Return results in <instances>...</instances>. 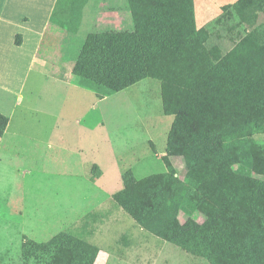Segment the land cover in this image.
I'll list each match as a JSON object with an SVG mask.
<instances>
[{
    "label": "trees",
    "instance_id": "obj_1",
    "mask_svg": "<svg viewBox=\"0 0 264 264\" xmlns=\"http://www.w3.org/2000/svg\"><path fill=\"white\" fill-rule=\"evenodd\" d=\"M103 2L119 20L91 26L73 68L77 82L104 97L160 80L164 113L175 116L163 157L168 170L141 179L126 171L116 203L211 264H264V146L255 139L264 134V22L257 23L264 0L224 6L216 25L226 35L197 26L195 0ZM69 8V0L57 1L49 29L79 31L81 9ZM49 35L42 46L52 50L59 35L46 44ZM6 124L0 114V136ZM175 157L185 161L183 179ZM97 253L70 232L46 242L27 237L22 246L23 264H94Z\"/></svg>",
    "mask_w": 264,
    "mask_h": 264
},
{
    "label": "crops",
    "instance_id": "obj_2",
    "mask_svg": "<svg viewBox=\"0 0 264 264\" xmlns=\"http://www.w3.org/2000/svg\"><path fill=\"white\" fill-rule=\"evenodd\" d=\"M57 1L0 0V114L7 119L4 133L0 136V183L2 178L7 175L8 168L14 169L17 174L27 173L38 176V178L41 174L44 176L55 174L56 170L48 171L42 164L30 169L26 166L18 167L8 163V156L14 154L32 160L33 163L42 160L46 151L41 146L38 147L36 143V141L42 140L36 137L38 134L42 135L41 131L49 130L52 126L56 128L61 121L64 122V125L74 121L75 133L69 134L68 143L73 139L76 143L82 144L88 137V130H96L99 126L105 125L102 105L111 95L100 97L93 90H91L92 92L73 91L75 87H84L77 82L73 73L75 62L67 61L61 52L54 57L60 42L65 41L64 30L59 31L51 27L49 29L50 19ZM108 13L112 14L113 12L105 14ZM47 30L50 31L48 36L50 40L59 35L58 47L56 46L52 50L42 46ZM17 36H21V44H17ZM63 52L65 51L63 50ZM46 82L48 87L44 89ZM85 89L89 88L85 87ZM17 109H20L18 116H16ZM79 118L83 119V123L77 122L80 120ZM47 127L48 129H43ZM69 129H72L70 124ZM23 134H25L24 138L14 139V136L19 137ZM66 137V135L58 137L53 133V140L48 144L50 145L53 141L61 144L59 140ZM151 140L150 138L147 142L150 143ZM92 141H96V138L93 137ZM166 148L167 143L162 151L153 153L162 155L166 152ZM135 158L134 156V160L122 169V185L119 189H107L100 185L95 177H92L89 180L93 185L83 188V193L81 187L76 188L80 195L78 199L75 197V202L66 206L64 212L60 211L56 205L53 206L54 209L51 207V210L56 211L48 213L47 219L42 225H40V221H37L36 216L30 222L26 216L21 231L18 236L16 235V238L21 242L19 248L22 247V243L27 237L46 242L61 232H70L97 247L98 253L94 264H115V247L119 250L118 260L124 262L125 259L130 260L126 252L133 247L149 249L152 237L155 236L158 239L156 240L158 253L156 259L154 261L150 259L148 264H157L169 244H176L163 240L143 228L114 199L115 193L124 187L123 174L126 171L132 170L138 179L145 177L138 174L143 169L142 159ZM98 172L100 173V169ZM38 188L39 185H33L30 188V192L33 194V200L30 202L37 206L38 202L34 200V194L37 193ZM70 194L73 196L75 192L71 191ZM21 196L17 207L19 210H27L28 188L21 191ZM5 203V190L2 191L0 188V219L7 215L5 211H2ZM118 207L134 219L138 230L131 231L128 237L121 235L115 239L114 235L109 240V250H107L102 247V241L110 233L111 228L108 227L105 231L104 225L111 220L112 225L115 226V216L119 215ZM20 213L22 214L23 211ZM113 232L115 233V230ZM10 233L8 232L6 237V234L0 232V256H6L9 251L1 252L4 247L3 243L5 241L7 244ZM2 236H4V240ZM5 246L9 247V245ZM10 247L12 250L18 249V247L13 249V244H10ZM140 257V254L135 257L137 262L141 261Z\"/></svg>",
    "mask_w": 264,
    "mask_h": 264
},
{
    "label": "rangeland",
    "instance_id": "obj_3",
    "mask_svg": "<svg viewBox=\"0 0 264 264\" xmlns=\"http://www.w3.org/2000/svg\"><path fill=\"white\" fill-rule=\"evenodd\" d=\"M72 1L74 2V0H69V10L71 11L77 10L80 13V9L84 5L81 9L82 18L78 27L79 31L64 29L65 41L63 43L60 42L59 46L65 51L62 53L66 56L65 59L74 63L80 54L91 26L98 22H115L119 20V16L115 12H113L114 14H105L109 11L105 10L103 0H84L85 4H82L80 0L76 3ZM236 1L195 0L197 26L199 28L212 27L226 35L225 26L216 25V20L222 15L224 6L233 4ZM262 22H264V12L261 13L257 21L259 24ZM73 23L77 24L76 21ZM233 23V21H230L229 24ZM80 32L82 33L79 34ZM223 40L225 41L219 42L228 43L227 39L224 38ZM48 41H50V38H48ZM56 56L57 53L55 51L54 57ZM46 85L47 82L44 84V89L48 87ZM75 90L92 92L91 89H85V87L81 86L75 87L73 91ZM102 106L105 125L99 126L96 130H88V137L82 144L76 143L73 139L68 143L69 136L75 133L73 129L75 123L73 121L68 122V125L67 123L64 125V122L61 121L56 128L52 126L49 130L41 131L42 135L38 134L36 136L42 139L36 141L38 147L41 146L46 151V155L38 163H33L32 160H28L18 154L8 156V163L14 166H26L31 169L38 164H42L46 170L56 171L53 175L44 176L41 174L38 178V176L27 173L20 175L14 169L8 168L7 175L2 178L0 183L1 190H5L6 202L2 211L7 213L6 217L0 219V232L6 234V237L8 232H11L12 237L9 234L10 237L7 244L5 241L3 243L4 247L1 252L6 253L7 250L9 251L6 256H0V263L23 264L22 247L19 248L21 242L16 238V235L18 236L19 231H21L26 218L28 217V222H30L36 216L37 221H40V225H42L47 219V214L51 211H56L51 210V207L54 209V205L64 212L67 205L75 202V197L78 199L80 194L76 188L81 187L83 193V188L93 185L92 181L89 180L92 177H95V180L107 189H119L122 185V169L134 160V156L142 159L141 166H143V169L138 174L143 177L160 174L168 170L163 158L166 152L162 155H154L153 153L160 152L166 147L168 135L175 119L174 115H166L164 113L160 80L143 79L118 93L111 94L110 98L104 101ZM19 112L20 109H17L16 116H18ZM79 119L80 122H77L83 123V119ZM69 124L72 129H69ZM43 129H48V127ZM53 133L58 137L62 135L67 137L59 140L61 144L53 141L49 145L48 143L53 140ZM24 137L25 134L19 137L14 136V139L20 140ZM93 137L96 138L94 142L92 141ZM150 138L152 140L149 143L147 140ZM255 139L264 146V134H256ZM172 161L176 166L177 176L183 179L187 171L184 159L175 157ZM95 165L99 167L100 173L96 167L94 169ZM33 185H39L37 193L34 194V200L38 202L40 208L35 203L30 202L33 200V194L30 192V188ZM25 188L29 190L27 210H19L17 205L22 197L21 191ZM71 191L75 192L73 196L70 194ZM118 210L119 215L115 216V226L112 225L111 220L104 225L105 231L108 227L111 228L110 233L102 241V247L107 250H109V240L114 235L115 239L121 235L128 237L131 231L135 232L138 230V225L134 219L120 207H118ZM20 211H23V213L21 214ZM180 218L182 222H185L188 219V215L182 212ZM198 220L202 222L203 218L201 217ZM114 230L115 233L113 232ZM2 239L4 240V236H2ZM156 240L158 239L155 236L152 237V241L149 244L150 247L147 250L144 247L141 249L137 247L130 249L126 252L130 260L125 259L124 262L118 260L120 256L119 250L115 247V264H148L150 259L154 261L158 253V242ZM10 244H13V249L15 247H18V249L12 250ZM5 245H9V247ZM139 254L141 255V261L137 262L135 257ZM157 264L211 263L204 257L169 244Z\"/></svg>",
    "mask_w": 264,
    "mask_h": 264
}]
</instances>
